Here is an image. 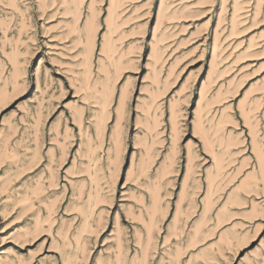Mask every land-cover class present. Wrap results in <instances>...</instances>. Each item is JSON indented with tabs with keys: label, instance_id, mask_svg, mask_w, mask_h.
<instances>
[{
	"label": "rangeland",
	"instance_id": "obj_1",
	"mask_svg": "<svg viewBox=\"0 0 264 264\" xmlns=\"http://www.w3.org/2000/svg\"><path fill=\"white\" fill-rule=\"evenodd\" d=\"M0 264H264V0H0Z\"/></svg>",
	"mask_w": 264,
	"mask_h": 264
}]
</instances>
